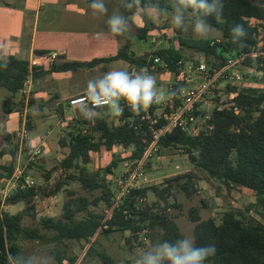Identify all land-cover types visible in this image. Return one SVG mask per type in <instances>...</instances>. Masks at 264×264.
Returning <instances> with one entry per match:
<instances>
[{"label": "trees", "instance_id": "obj_1", "mask_svg": "<svg viewBox=\"0 0 264 264\" xmlns=\"http://www.w3.org/2000/svg\"><path fill=\"white\" fill-rule=\"evenodd\" d=\"M160 3L162 6H167V0H160ZM224 5L222 22H217L213 17L207 18L212 28L221 32V40L218 43L199 40L186 43L185 46L201 51L207 56L216 55L221 58L220 64H212L209 68L222 67L228 58L246 55L242 66L254 68L260 75V81L264 82V36L261 40L258 39L259 28L264 33V0H224ZM120 10L126 17L135 12V10L123 8ZM141 19L143 26L135 30L138 39L145 40L153 24L146 17ZM251 20L258 22V25L251 24ZM235 24H242L247 33L237 43L233 42L231 34V28ZM129 48V44L126 43L113 57L92 59L89 62L62 61L52 64L48 69L35 67L31 71L27 62L8 57L10 63L7 68L0 69V88L14 95L23 90L29 76L37 80L51 73L89 71L115 61H124L142 68L132 59ZM157 56L170 63L171 72L175 70L171 62L182 61L181 53L171 48L159 50ZM228 92L234 94L230 101L233 107L221 112H213L210 122L211 131L201 132L198 136L191 137L180 130H174L162 137L158 141V146L164 149H181L195 167L210 174L226 188H244L252 191L255 196L253 208L257 215L264 219V89L229 87ZM154 108L153 105L149 108L151 114ZM233 108L238 110V114L233 112ZM104 110L98 109L96 112L101 114ZM139 116L125 108L123 115L115 117L121 122L118 126H110L105 119L95 121L93 129L95 133H98L97 139L85 133L69 135L68 154L60 162V167L66 170L76 169L79 173L85 172V168H79L80 163L87 165L91 162L92 153H108L116 145L125 148L133 147L134 151L130 160H139L151 141L148 134L143 135L146 128L144 123L143 129L134 130ZM26 127L28 130L31 127L29 118ZM12 136L7 132L3 133V139L6 142ZM59 142L62 147L66 146L64 140ZM8 155L14 154L5 146L0 150V159ZM115 167L114 162L110 163L105 173L111 174V170ZM0 169L4 171V175L0 174V181H2L10 177L14 168L9 165ZM182 177L179 175L167 179L163 187L151 186L131 190L103 224L104 216L87 212L91 204L85 198H79L73 203L66 202L59 218H42L39 220V228H25L22 225L25 212L28 209L33 210L31 203L37 193L34 188L17 191L11 194L3 205L0 203V264H7L6 257L9 252L17 253L22 250L21 241L53 244L56 248L51 252V258L54 261L52 264H76L77 257L67 254L65 243L90 242L91 238L99 233L128 231L135 238L137 232L147 228L151 231L158 230L154 242L182 238L178 227L166 214V209L160 213L153 211V208L142 209L139 205L147 192H151L167 205L175 187L188 197L191 196L192 193L189 190L192 188V180L187 176L182 181ZM68 179L78 182L90 192L101 190L102 195L94 200V205L99 202H103L108 207L111 205L113 194L104 179L88 180L74 174L69 175ZM64 184L59 183L52 194H57ZM20 203L26 205L24 211L11 215L3 210V206ZM73 206L75 209L72 208ZM83 211L87 212L86 217L75 219V214ZM188 216L194 223L192 236L195 237L196 245L215 244L217 248L216 255L205 261V264H264V224L260 221L252 218L245 223L233 212L224 213L219 224H216L213 219L200 220L195 210H191ZM100 259L103 264H113L111 258L105 254H100Z\"/></svg>", "mask_w": 264, "mask_h": 264}, {"label": "rangeland", "instance_id": "obj_2", "mask_svg": "<svg viewBox=\"0 0 264 264\" xmlns=\"http://www.w3.org/2000/svg\"><path fill=\"white\" fill-rule=\"evenodd\" d=\"M107 4L109 14H111L112 10L118 7V0H107ZM89 14H91V10H89ZM135 16H138V18L136 17L134 20L128 18L130 34L117 38L120 45L129 44L132 59L143 68L148 65L152 57L157 56L159 50L165 48L178 50L181 53L184 65L196 64L203 60L209 68L212 64L222 62L221 58L216 55L207 56L201 51L185 46L186 43L189 44L199 40L218 43L221 40L220 31L212 28L213 30L207 38H201L193 34L191 30L184 32L176 29L169 22L152 23V29L146 34L145 40H139L135 30L137 24L135 23L142 27L143 21L141 16L137 14ZM106 19L107 17L99 18L101 21L99 25L95 24L93 26L83 23L77 24L76 27L79 30L102 32L104 28H107ZM251 24L258 25V22L251 20ZM57 27L59 28V25ZM259 31L260 36L258 39L261 40L264 33H262L261 28H259ZM132 68L135 71L141 69V67L138 68L135 65H128L124 61H115L107 65L97 66L89 71L71 72L72 77L69 76L68 80L58 82L55 86L47 85L43 83V80L33 82L24 88V93L19 92L13 96L5 89L0 88V150L7 146L14 154L13 156L1 158L0 167L12 165L13 171H15L16 166L19 167L25 176L34 182L33 188L37 193L31 203L33 210L28 209L25 212L22 221L23 227L28 229L39 228L40 219L59 218L63 212V205L66 202L73 203L79 198H85L91 204L87 212L98 216L105 215L108 206H105L103 202H99L97 205L93 204L94 200L102 195V191L90 192L85 190L78 182L68 179L69 175L72 174L80 175L88 180L104 179L109 185L113 198L116 200L119 197V189L123 184L126 170L134 163L133 160H130V156L134 151L133 147L125 148L116 145L113 147L112 153H92L89 164H79L80 169L85 168V172L81 173L76 169L66 170L61 168L60 162L68 154L69 135L85 133L97 139L98 133H95L93 129L97 119H105L112 127L120 125L121 122L118 118L112 116L108 109H105L101 114L97 112L88 114L85 108L73 110L68 106V99L62 103L60 97H52L54 92L52 89L58 90L62 98L67 96L72 87L76 90H83L81 96H87L86 86L89 79L99 77L112 70L132 72ZM149 72L155 76L157 87L165 93L166 99L167 87L177 82L176 77L170 73ZM230 73L238 75L241 80L233 83L225 78L219 79L213 96L202 108V119L205 116L212 117L216 104L231 103L234 94L228 92L229 87L264 89V82L260 81V75L254 68L241 65L235 67ZM196 82L200 83L201 81L198 79ZM37 93L42 94L36 96ZM156 113H159V111ZM9 115H13L14 119L17 120L14 124L6 127L5 122ZM23 118L25 123L29 118L31 126L29 130L27 127L25 128L28 137L27 142H30L33 146H43L40 156L37 157L34 163L29 165H26V154L19 150L20 138L18 133ZM203 131L200 130V132ZM4 132L13 135L8 142L3 139ZM60 140H64L65 147L60 145ZM112 162L116 164V167L111 170V174H106L105 169ZM142 173L144 180L134 186L137 189L151 186L163 187L167 179L179 175L183 176L182 181L187 176L191 178L192 188L189 190L192 193L191 196L188 197L183 191L175 187L171 192L167 205L158 200L151 192H147L144 200L139 204L142 209L153 208V211L160 213L163 209H166V214L176 224L182 237L193 235L194 223L191 222L188 216L191 210L197 212L200 220L213 219L216 224L220 223L222 215L226 212L237 214L245 223L254 218L264 224V219L259 217L255 208H253L255 196L252 191L244 188H226L210 174L195 167L179 148H159L152 153L151 158L145 163ZM0 174L4 175V171L1 169ZM61 182L65 183L62 185L61 190L57 194H52L55 187ZM4 185L5 181H0V191ZM13 193L15 192L11 190L9 196ZM25 208L24 203L3 206V210L10 214L24 211ZM72 208L75 209V206ZM87 212L76 213L75 219L85 218ZM41 232L49 235V233ZM157 235V229L151 231L146 228V230L137 232L135 238L128 231L110 234L99 233L91 238L90 242L69 241L65 244L67 245V254L77 257L76 264H103L100 254L110 257L113 264H134V260L153 244ZM20 245L22 250L35 254V264H52L54 262L51 258V252L55 250V245L43 244L38 241H21ZM89 248L91 249L89 250Z\"/></svg>", "mask_w": 264, "mask_h": 264}, {"label": "clouds", "instance_id": "obj_3", "mask_svg": "<svg viewBox=\"0 0 264 264\" xmlns=\"http://www.w3.org/2000/svg\"><path fill=\"white\" fill-rule=\"evenodd\" d=\"M118 3L111 14L107 0H90L87 5L93 17H107L108 32L114 37L130 34V22L121 8L135 10L137 15L152 23L169 22L176 29L191 30L196 36L207 38L213 30L207 18L222 22L225 6L224 0H167V6H162L160 0H118ZM231 34L234 43L247 35L242 24L233 25ZM9 63L4 46L0 45V69H6ZM86 95L90 106L106 107L114 117L123 115L122 101L131 111L140 113L165 99V93L158 89L155 76L147 68L133 72L112 70L91 78L87 81ZM168 95L175 96L176 92ZM216 252L215 244L197 246L194 236H183L174 241L157 240L134 260V264H205ZM34 257V253L21 250L9 252L6 259L7 264H35Z\"/></svg>", "mask_w": 264, "mask_h": 264}, {"label": "crops", "instance_id": "obj_4", "mask_svg": "<svg viewBox=\"0 0 264 264\" xmlns=\"http://www.w3.org/2000/svg\"><path fill=\"white\" fill-rule=\"evenodd\" d=\"M88 3L90 0H0V45L4 46L7 57H14L28 64L36 60L39 65L37 68L40 69H48L52 64H58L60 60L89 62L92 59L113 57L123 45H120L118 38L112 36L107 28L98 32L79 30L76 27L77 24L83 23L93 26L100 24L101 21L98 18L89 14L91 9L87 7ZM135 15L134 12L127 18L134 20L138 18ZM135 24H137L136 28H141L138 23ZM50 54L57 55L54 61L45 60L44 55ZM69 76L72 77L71 72L51 73L37 80L30 78L24 88L39 80H43V83L47 85L55 86L58 82L68 80ZM24 88L19 92L24 93ZM52 91H54L52 97H60L62 103L67 99L81 96L83 92L72 87L67 96L62 98L58 90L52 89ZM42 93H37L36 96ZM87 113L91 114L89 110ZM15 120L17 119H14L13 115H9L5 122L6 127L14 124ZM20 125L18 135L23 128L24 130L26 128L24 118ZM28 144L33 146L30 142ZM108 153H112V150ZM12 175L13 172L10 177L2 181L6 184ZM23 176L27 177L24 173Z\"/></svg>", "mask_w": 264, "mask_h": 264}, {"label": "built area", "instance_id": "obj_5", "mask_svg": "<svg viewBox=\"0 0 264 264\" xmlns=\"http://www.w3.org/2000/svg\"><path fill=\"white\" fill-rule=\"evenodd\" d=\"M244 56H235L228 58L222 67L219 68H208L203 60L196 64H186L180 60L177 62H171L175 67L174 72L170 70V63L164 61L159 56H154L148 62L144 68L152 72L170 73L176 77V83L167 87V98L160 104H154V111L151 114L150 109L147 111H141L138 118V123L134 125V130L143 129V123L145 124V131L143 135L148 134L150 137V143L145 147L141 158L134 161L129 169L126 170L123 184L119 191V197L115 200L112 199L111 205L105 212L102 224L111 217L112 211L117 207L120 202L129 195L130 191L137 189L134 186L144 180L143 168L145 163L151 158L152 153L159 149L158 141L169 135L174 130H180L181 132L196 137L201 132H209L212 130L210 124L212 117L205 116L201 118L202 108L208 103L216 89V84L219 79H228L233 83L241 80L238 75L231 74L230 72L235 68L242 65ZM254 57V55H251ZM56 54L44 55L45 60L54 61ZM39 67L36 60L29 62V70L32 68ZM135 71L134 68L131 69ZM29 76L26 82L29 81ZM201 82H196L197 80ZM25 82V83H26ZM169 92H176L175 96H169ZM233 98V97H232ZM124 109L129 107L125 102H121ZM68 106L73 109L85 108L91 113L96 112L98 109L90 106L87 96H79L68 100ZM215 111L221 112L225 109H231L232 103L228 104H216ZM104 109H107L106 107ZM159 111V113H156ZM233 112L238 114V110L233 108ZM25 124V121H24ZM202 128V129H201ZM20 144L19 150L25 151L27 163L26 165L32 164L36 161L37 157L40 156L43 150V146H30L26 137L24 128L19 134ZM34 182L28 177L23 176V171L17 167L13 171V175L5 186L0 191V203L2 204L13 190L24 191L29 188H33ZM105 228V227H104Z\"/></svg>", "mask_w": 264, "mask_h": 264}]
</instances>
